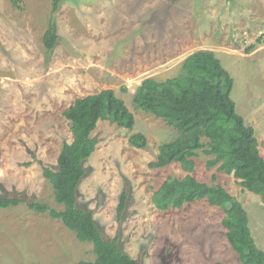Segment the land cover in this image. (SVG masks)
I'll return each instance as SVG.
<instances>
[{
	"label": "rangeland",
	"instance_id": "rangeland-1",
	"mask_svg": "<svg viewBox=\"0 0 264 264\" xmlns=\"http://www.w3.org/2000/svg\"><path fill=\"white\" fill-rule=\"evenodd\" d=\"M58 35L48 50L44 34ZM253 46H255L253 48ZM208 49L235 79L236 109L254 127L264 157V0H0V195H19L62 210L43 167L54 168L73 133L63 112L77 98L111 88L135 115L133 130L101 120L85 160L78 204L143 264H243L222 224L227 211L202 199L161 210L152 196L168 177L188 174L180 163L153 168L159 147L178 131L137 109L143 79L177 76L187 56ZM141 132L147 145H129ZM199 150L193 175L223 185L249 213L264 249V202L233 174L209 168ZM128 193L121 215L118 205ZM90 242L26 202L0 207V264H74L94 260Z\"/></svg>",
	"mask_w": 264,
	"mask_h": 264
},
{
	"label": "trees",
	"instance_id": "trees-1",
	"mask_svg": "<svg viewBox=\"0 0 264 264\" xmlns=\"http://www.w3.org/2000/svg\"><path fill=\"white\" fill-rule=\"evenodd\" d=\"M62 0H53V11L59 10ZM58 35L53 22L44 34V45L51 50ZM255 46H253L254 48ZM235 79L222 64L215 51L201 49L193 52L182 63L180 73L164 81L154 77L143 79L133 95L137 109L164 119L178 131L177 137L159 147L153 168H164L180 163L188 174L182 178L168 177L154 192L152 200L161 210L180 208L185 204L205 199L211 205L227 211L222 220L227 238L243 264H264V249L260 248L250 226L249 213L240 201L223 185L204 182L192 173L199 150L212 156L208 167L233 174L239 183L252 189L264 202V157L253 126L237 112L232 97ZM73 139L61 148L57 165L43 167V174L53 186L54 197L62 210L46 202L25 200L19 195H0V207L8 208L26 202L36 212L49 213L74 231L77 238L94 246L96 258L74 264H143L125 252L118 238L108 237L94 217V211L78 204V188L86 174L84 165L96 150L99 139L93 134L101 120L117 123L133 130L135 115L125 101L111 89L77 98L64 112ZM129 145L146 147L147 137L133 133ZM128 193L123 192L118 205L121 215Z\"/></svg>",
	"mask_w": 264,
	"mask_h": 264
},
{
	"label": "crops",
	"instance_id": "crops-1",
	"mask_svg": "<svg viewBox=\"0 0 264 264\" xmlns=\"http://www.w3.org/2000/svg\"><path fill=\"white\" fill-rule=\"evenodd\" d=\"M225 66V65H224Z\"/></svg>",
	"mask_w": 264,
	"mask_h": 264
}]
</instances>
